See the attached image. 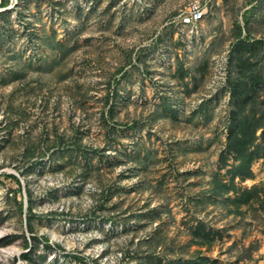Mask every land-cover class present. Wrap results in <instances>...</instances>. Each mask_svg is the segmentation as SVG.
Listing matches in <instances>:
<instances>
[{
	"label": "rangeland",
	"instance_id": "obj_1",
	"mask_svg": "<svg viewBox=\"0 0 264 264\" xmlns=\"http://www.w3.org/2000/svg\"><path fill=\"white\" fill-rule=\"evenodd\" d=\"M191 1L2 0L0 264H264V0Z\"/></svg>",
	"mask_w": 264,
	"mask_h": 264
},
{
	"label": "trees",
	"instance_id": "obj_2",
	"mask_svg": "<svg viewBox=\"0 0 264 264\" xmlns=\"http://www.w3.org/2000/svg\"><path fill=\"white\" fill-rule=\"evenodd\" d=\"M2 5V4H0ZM242 41L239 44H242ZM245 45V44H244ZM242 88L245 91H242ZM234 98L239 101V103H244L252 98H254V90H252L248 83H241V85L233 86ZM239 115L241 113H235ZM234 114V115H235ZM233 128L231 129L227 150L229 154H233L237 165H234L232 170L230 171L232 175V180L235 177L241 176L242 178H249L252 176L251 165L254 159L256 158H264V121L260 122L257 125L252 124V120L255 121L256 116L254 115L253 119H249L246 117L240 116V118H236L234 116ZM262 129V144L255 145V135L256 132ZM224 166L227 163L226 156L223 157ZM28 210L30 215H32V206L31 200H29ZM30 218V217H29ZM172 264V263H169ZM175 264H183V263H175ZM202 264V263H199Z\"/></svg>",
	"mask_w": 264,
	"mask_h": 264
},
{
	"label": "built area",
	"instance_id": "obj_3",
	"mask_svg": "<svg viewBox=\"0 0 264 264\" xmlns=\"http://www.w3.org/2000/svg\"><path fill=\"white\" fill-rule=\"evenodd\" d=\"M18 0H9L11 6L16 5ZM133 2L141 0H132ZM2 0H0V4ZM212 0H193L189 6L180 13L179 19L189 30L197 29L199 22L208 13Z\"/></svg>",
	"mask_w": 264,
	"mask_h": 264
},
{
	"label": "water",
	"instance_id": "obj_4",
	"mask_svg": "<svg viewBox=\"0 0 264 264\" xmlns=\"http://www.w3.org/2000/svg\"><path fill=\"white\" fill-rule=\"evenodd\" d=\"M23 186H24V183H23ZM27 208H28V202H27V200H25V212L27 211Z\"/></svg>",
	"mask_w": 264,
	"mask_h": 264
}]
</instances>
